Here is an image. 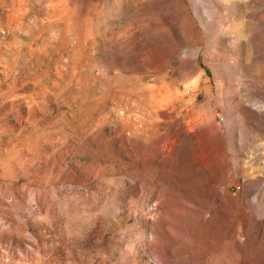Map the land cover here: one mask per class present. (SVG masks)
Returning a JSON list of instances; mask_svg holds the SVG:
<instances>
[{"label":"rangeland","instance_id":"obj_1","mask_svg":"<svg viewBox=\"0 0 264 264\" xmlns=\"http://www.w3.org/2000/svg\"><path fill=\"white\" fill-rule=\"evenodd\" d=\"M252 247L264 264V0H0V264Z\"/></svg>","mask_w":264,"mask_h":264},{"label":"bare ground","instance_id":"obj_2","mask_svg":"<svg viewBox=\"0 0 264 264\" xmlns=\"http://www.w3.org/2000/svg\"><path fill=\"white\" fill-rule=\"evenodd\" d=\"M168 213H164V216L162 218H159V220H161L164 223L169 224V219L171 217L170 214ZM182 210H178L175 212L176 217L174 218L175 221L174 223H172L173 225L169 226L170 229L172 230V232L174 234H178L182 240H184V242H186L188 245H192V241L190 239V237L187 235L186 230L184 228V223H183V219L181 216ZM215 214L211 213L209 214V216L205 219L204 222V231H203V239L206 240L207 242V248L211 249L217 245H219L220 241L223 239L224 237V233L222 230V227L219 226V224H215L214 223V218ZM220 222V221H219ZM168 234V233H165ZM233 238V235H231ZM242 239L241 240H237L236 238H233V242L234 243H238V245L241 248H247L250 247L251 245V238H250V231L248 228L244 229L242 231ZM156 239V238H155ZM251 249V255H250V261L253 264H258L259 263V255H258V251L255 248H250ZM194 251V250H192ZM225 254L214 258V262L212 264H232L233 263V253L231 252H227L226 250H223ZM197 252V251H195ZM195 252H193L192 257H194V255L196 254ZM161 258V260H163L164 264H171V263H166V259L164 258L163 254H160L159 256ZM173 264H182V263H173Z\"/></svg>","mask_w":264,"mask_h":264}]
</instances>
